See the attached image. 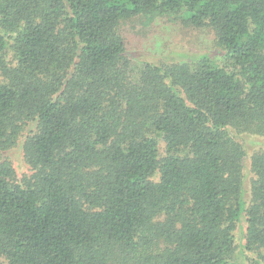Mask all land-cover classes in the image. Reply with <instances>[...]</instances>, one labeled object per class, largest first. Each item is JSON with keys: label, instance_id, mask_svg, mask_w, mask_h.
<instances>
[{"label": "trees", "instance_id": "obj_1", "mask_svg": "<svg viewBox=\"0 0 264 264\" xmlns=\"http://www.w3.org/2000/svg\"><path fill=\"white\" fill-rule=\"evenodd\" d=\"M162 16L210 28L219 60L131 80L120 26ZM247 133L264 137V0H0V264H264Z\"/></svg>", "mask_w": 264, "mask_h": 264}, {"label": "rangeland", "instance_id": "obj_2", "mask_svg": "<svg viewBox=\"0 0 264 264\" xmlns=\"http://www.w3.org/2000/svg\"><path fill=\"white\" fill-rule=\"evenodd\" d=\"M120 31L126 46V56L129 60L128 74L130 79H136L145 63L157 65L172 63L191 64L199 55H208L219 60L222 51L215 44L213 31L208 27L186 25L172 16L156 17L150 23H143L134 18L125 21ZM8 54V58H10ZM240 139L247 151L246 164L254 151L264 149V137L256 134H242ZM13 165L21 172L25 170L20 146L17 144L6 155ZM247 187L251 173L245 168ZM248 199V194L246 195ZM243 217L235 231V241H242ZM244 264H247L245 261Z\"/></svg>", "mask_w": 264, "mask_h": 264}]
</instances>
